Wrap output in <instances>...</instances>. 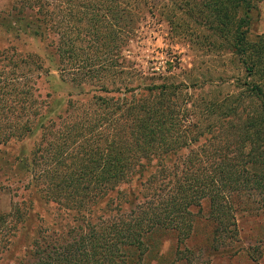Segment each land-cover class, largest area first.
<instances>
[{
    "label": "trees",
    "instance_id": "16d2710c",
    "mask_svg": "<svg viewBox=\"0 0 264 264\" xmlns=\"http://www.w3.org/2000/svg\"><path fill=\"white\" fill-rule=\"evenodd\" d=\"M95 1L86 4L107 13H93L91 22L106 32L115 18L143 20L141 4L151 10L153 3ZM166 1L172 28L186 26V34L231 54L245 69L243 97L260 100L259 109L234 120L244 98L232 101L237 103L234 107L215 100L206 104L209 115L230 117L192 121L193 117L181 113L175 86L138 85L124 90L101 86L99 91L112 96L96 98L110 111L87 117L84 128L76 131L75 169L55 174L50 162L65 156L64 150L54 153L46 147L44 153L43 139L27 155L28 186L36 198L77 216L60 226L59 232L57 222L38 216L41 223L33 228L34 198L0 214V264H144L147 239L156 230H172L179 244L192 237L193 210L205 199L214 229L213 250L234 248L239 241L235 192L259 194L264 211V33L254 35L251 30L260 19L261 0ZM32 7V1L25 0L21 10ZM92 64L96 63L86 66ZM47 117L48 113L41 114L34 127L30 121L23 126L18 122L0 125V144L26 133L32 137ZM8 127L14 131L1 132Z\"/></svg>",
    "mask_w": 264,
    "mask_h": 264
},
{
    "label": "rangeland",
    "instance_id": "374dc122",
    "mask_svg": "<svg viewBox=\"0 0 264 264\" xmlns=\"http://www.w3.org/2000/svg\"><path fill=\"white\" fill-rule=\"evenodd\" d=\"M24 1L0 0V125L18 122L23 126L30 121L28 124L34 127L45 112L48 120L42 119L45 122L32 137L26 133L0 144V214L34 198L33 228L41 223L38 216L57 222L55 230L59 232L60 226L77 216L74 211L58 209L36 198L28 186L31 171L27 155L43 139L44 153L46 147L54 153L64 150L65 156L58 155L57 162L50 157L55 174L75 169L76 131L84 128L87 117L104 116L110 111L96 98L112 96L99 91L101 86L123 90L138 85L175 86L181 113L193 117L192 121L230 117L209 115L206 104L215 100L234 107L237 103L232 101L244 98L238 105L240 110L232 116L234 120L261 105L258 99L243 97L246 71L231 54L186 34V26L172 28L166 0H152L151 10L142 3L145 18L138 23L131 16L112 19L107 32L91 22L93 13L103 16L107 12L90 9L88 0H30L33 7L22 11ZM125 7L131 10L127 4ZM259 25L260 19L252 24V34L264 33ZM91 62L96 64L86 66ZM12 131L8 127L1 132ZM244 191L234 194L239 239L234 248L213 250L214 229L209 220L210 204L205 199L200 208L193 210L192 237L179 244L172 230H156L147 239L149 252L144 264H204L208 259V264H264V211L258 202L261 196Z\"/></svg>",
    "mask_w": 264,
    "mask_h": 264
},
{
    "label": "crops",
    "instance_id": "0c3cea01",
    "mask_svg": "<svg viewBox=\"0 0 264 264\" xmlns=\"http://www.w3.org/2000/svg\"><path fill=\"white\" fill-rule=\"evenodd\" d=\"M260 31L264 32V0H261L260 2Z\"/></svg>",
    "mask_w": 264,
    "mask_h": 264
}]
</instances>
